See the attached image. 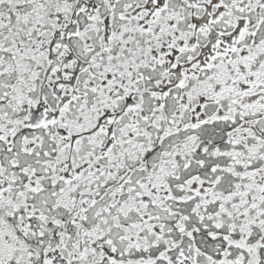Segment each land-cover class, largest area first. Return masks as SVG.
<instances>
[{"label":"snow or ice","instance_id":"snow-or-ice-1","mask_svg":"<svg viewBox=\"0 0 264 264\" xmlns=\"http://www.w3.org/2000/svg\"><path fill=\"white\" fill-rule=\"evenodd\" d=\"M0 264H264V0H0Z\"/></svg>","mask_w":264,"mask_h":264}]
</instances>
